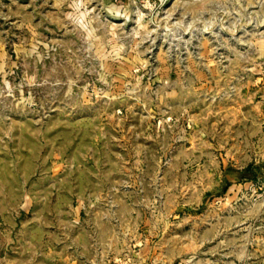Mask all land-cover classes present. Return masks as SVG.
<instances>
[{
  "label": "rangeland",
  "instance_id": "374dc122",
  "mask_svg": "<svg viewBox=\"0 0 264 264\" xmlns=\"http://www.w3.org/2000/svg\"><path fill=\"white\" fill-rule=\"evenodd\" d=\"M0 264H264V0H0Z\"/></svg>",
  "mask_w": 264,
  "mask_h": 264
}]
</instances>
